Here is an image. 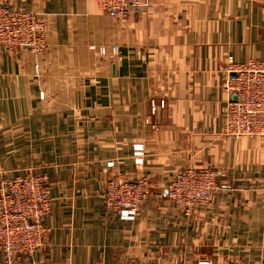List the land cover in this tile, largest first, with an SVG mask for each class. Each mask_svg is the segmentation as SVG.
<instances>
[{
    "label": "crops",
    "instance_id": "0c3cea01",
    "mask_svg": "<svg viewBox=\"0 0 264 264\" xmlns=\"http://www.w3.org/2000/svg\"><path fill=\"white\" fill-rule=\"evenodd\" d=\"M10 1L35 12L45 45L0 48V186L46 175L51 198L21 264L264 258V136L221 130L228 58L264 63V0H150L125 21L94 0ZM188 167L213 168L219 189L186 215L167 185ZM116 172L148 180L133 219L104 210Z\"/></svg>",
    "mask_w": 264,
    "mask_h": 264
},
{
    "label": "built area",
    "instance_id": "2783aa9c",
    "mask_svg": "<svg viewBox=\"0 0 264 264\" xmlns=\"http://www.w3.org/2000/svg\"><path fill=\"white\" fill-rule=\"evenodd\" d=\"M108 15L127 20L143 13L150 0H94ZM43 26L35 12L0 0V48L13 53L28 48L39 55L44 50ZM104 53L103 48L99 49ZM112 52H116L113 48ZM34 74L38 66L33 65ZM223 89L235 94L225 103L221 130L235 138L264 136V63L257 60L235 62L231 57L224 67ZM216 171L210 167H188L167 185V196L176 207L191 214L207 203L219 189ZM149 193L145 176L134 180L112 173L105 180L101 197L106 213L135 218ZM51 208L47 176L25 174L4 180L0 186V254L2 264H21L38 251L46 236L44 216ZM256 264H264L261 258Z\"/></svg>",
    "mask_w": 264,
    "mask_h": 264
},
{
    "label": "water",
    "instance_id": "95a60500",
    "mask_svg": "<svg viewBox=\"0 0 264 264\" xmlns=\"http://www.w3.org/2000/svg\"><path fill=\"white\" fill-rule=\"evenodd\" d=\"M231 99H232V100L235 99V94L231 93Z\"/></svg>",
    "mask_w": 264,
    "mask_h": 264
}]
</instances>
